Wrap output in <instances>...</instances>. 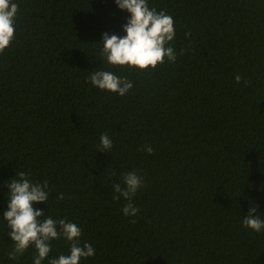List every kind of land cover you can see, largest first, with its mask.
Returning a JSON list of instances; mask_svg holds the SVG:
<instances>
[{
  "label": "trees",
  "instance_id": "obj_1",
  "mask_svg": "<svg viewBox=\"0 0 264 264\" xmlns=\"http://www.w3.org/2000/svg\"><path fill=\"white\" fill-rule=\"evenodd\" d=\"M13 2L0 54V264L35 255L7 256L2 215L18 172L48 181L46 204L33 205L41 219L77 224L95 249L79 264H264V230L241 224L253 206L264 219V0H147L172 17L177 59L143 70L99 55L103 33L125 35L129 13L115 0ZM96 68L133 87L98 89L87 80ZM130 171L144 181L135 217L112 198ZM61 254L68 242L51 241L42 264Z\"/></svg>",
  "mask_w": 264,
  "mask_h": 264
},
{
  "label": "clouds",
  "instance_id": "obj_2",
  "mask_svg": "<svg viewBox=\"0 0 264 264\" xmlns=\"http://www.w3.org/2000/svg\"><path fill=\"white\" fill-rule=\"evenodd\" d=\"M115 3L118 8L126 10L129 16L127 22L121 26L125 35L118 37L115 34H102L99 55L104 61L112 66L127 65L141 70L155 69L158 64L165 62V58L169 63L176 61L177 54L170 44L175 36L171 16L162 10L157 12L155 8H149L147 0H115ZM18 10V4L13 0H0V54L9 47L14 38V21ZM183 52L181 49L180 54ZM241 79L239 74L234 76L237 84ZM87 80L98 89L119 96L126 95L133 87L132 81L126 77H118L110 71L98 68L90 72ZM99 141V151L106 153L113 146L106 132L101 134ZM144 151L152 154L153 148L144 146ZM112 175H115V172ZM15 177L7 184L8 204L2 215L3 221L7 222L6 228L10 229L6 233L12 242V248L7 253L9 260H17L27 249L33 247L35 255L32 257V264H42L51 251V241L61 238L68 242L69 254L49 258L48 264H79L81 259L95 255V249L90 243L81 245V228L77 224L66 222L64 219L54 220L51 216L41 219L45 216L44 211L34 208L33 205L38 202L46 204L49 196L47 180L34 182L27 172L15 173ZM121 180L123 186L120 182L113 183L112 198H123L126 203L121 209L122 214L135 217L139 209L132 201L144 183L143 178L136 171H130L123 173ZM58 199H64L63 193L58 195ZM257 211L256 206L249 207L241 221L243 227L255 232L264 230V219L256 214Z\"/></svg>",
  "mask_w": 264,
  "mask_h": 264
}]
</instances>
